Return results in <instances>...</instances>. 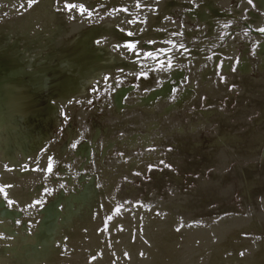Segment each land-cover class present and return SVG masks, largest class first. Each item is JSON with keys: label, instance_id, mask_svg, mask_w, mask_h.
Returning <instances> with one entry per match:
<instances>
[{"label": "rangeland", "instance_id": "374dc122", "mask_svg": "<svg viewBox=\"0 0 264 264\" xmlns=\"http://www.w3.org/2000/svg\"><path fill=\"white\" fill-rule=\"evenodd\" d=\"M127 1L114 9L147 33L160 2ZM211 2L184 0L164 11L158 27L164 34L153 39L167 50L92 93L44 167L0 161V205L19 213L6 220L18 238L30 242L41 210L59 195L61 204L64 194L81 195L90 179L98 188L113 182L105 233L116 219L114 234L127 232L118 217L130 211L136 214L130 220L134 233L146 218L169 215L176 231L185 220L211 229L235 216L256 217L264 228V9L256 0ZM212 11L213 28L202 18ZM246 62L248 74L242 70ZM123 89V106H116L114 97ZM254 141L260 148L249 157ZM129 163L140 168L125 171ZM60 202L49 206L59 208ZM247 234L256 242L264 238ZM5 235L0 231V241L8 244Z\"/></svg>", "mask_w": 264, "mask_h": 264}, {"label": "water", "instance_id": "95a60500", "mask_svg": "<svg viewBox=\"0 0 264 264\" xmlns=\"http://www.w3.org/2000/svg\"><path fill=\"white\" fill-rule=\"evenodd\" d=\"M165 50L103 0H0V161L44 167L92 93Z\"/></svg>", "mask_w": 264, "mask_h": 264}, {"label": "bare ground", "instance_id": "6f19581e", "mask_svg": "<svg viewBox=\"0 0 264 264\" xmlns=\"http://www.w3.org/2000/svg\"><path fill=\"white\" fill-rule=\"evenodd\" d=\"M103 1L113 9L129 4L127 0ZM156 1L160 2L159 15L151 18L147 32L152 38L161 37L164 34L158 30L159 26L162 28L163 12L169 8L181 6L184 2V0ZM256 2L258 9H264V0H256ZM212 17L213 11L212 15L207 14L202 17L205 21L210 20L211 28H213ZM166 26L163 24V27ZM231 53H235L234 47ZM260 53L264 63V47ZM137 69H140V66L133 70ZM242 70L248 74L250 64L246 62ZM175 74H177V83L180 85L183 72L178 71ZM166 85V88L170 86L167 83ZM166 88L163 92H166ZM125 94L123 89L115 95L116 106H123L122 101ZM256 139L259 142L261 140V138ZM259 142L254 141L248 147L249 157L255 154L256 148H260ZM172 161L178 164L176 159ZM138 166L129 163L124 170ZM94 181V179L85 181L81 188V195L77 197L75 194L78 190L70 195H62L64 198L62 204L61 200H58L60 195L55 198L52 202H60L59 208H52L53 206L50 207L52 202L48 203L41 210L42 218L28 243L18 238L14 226L6 222L8 219L17 220L19 213L10 211L4 204H1L0 217L5 222L0 226V231L6 233L8 244L0 241V264H179L183 256L184 264H264V238L256 242L245 237L247 233L254 232L261 235L264 233V228L261 227L262 224L257 221L256 217L250 220H243L236 216L229 217L221 226L211 229L190 227L185 220V225L178 231L175 230L178 223L175 225L176 220L169 218L170 215L165 220L159 218L147 221L146 218L140 224L141 230L134 233L131 229L133 222L130 220L135 212L130 211L125 216L118 217L125 223L124 227L129 229L127 232L122 230L124 232L119 231L114 234L112 228L117 226L114 225L116 219L115 222L110 223L105 233L102 229V220L111 209L110 191L114 186L111 181L98 188ZM134 216L136 217V214ZM153 216L152 213L151 217ZM24 240L26 241V238Z\"/></svg>", "mask_w": 264, "mask_h": 264}, {"label": "snow or ice", "instance_id": "6c2138e0", "mask_svg": "<svg viewBox=\"0 0 264 264\" xmlns=\"http://www.w3.org/2000/svg\"><path fill=\"white\" fill-rule=\"evenodd\" d=\"M31 2H32V0H29V3H31ZM249 3H251V0H249ZM65 7H66L69 11H71L72 9L77 8V5L74 4V3H69V4H66ZM77 10H78L81 14H85V11H86V10L83 9L82 7L77 8ZM260 31H261V32H264V29H260ZM128 35L131 36V35H133V33H132V32H129ZM98 43H99V42H98ZM125 47H126L127 49H129V50H133V51L136 50V45L133 44V43L126 44ZM137 55H139L138 52H137ZM147 56L152 57V56H153V53L148 52V53H147ZM49 170H51V168H49ZM0 191H2V189H0Z\"/></svg>", "mask_w": 264, "mask_h": 264}]
</instances>
